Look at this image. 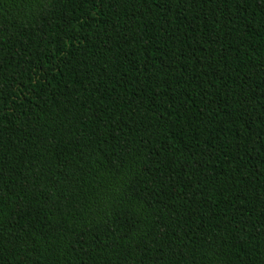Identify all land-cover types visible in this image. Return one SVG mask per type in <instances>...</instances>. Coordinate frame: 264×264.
I'll return each instance as SVG.
<instances>
[{
	"label": "trees",
	"instance_id": "trees-1",
	"mask_svg": "<svg viewBox=\"0 0 264 264\" xmlns=\"http://www.w3.org/2000/svg\"><path fill=\"white\" fill-rule=\"evenodd\" d=\"M0 264H264V0H0Z\"/></svg>",
	"mask_w": 264,
	"mask_h": 264
}]
</instances>
